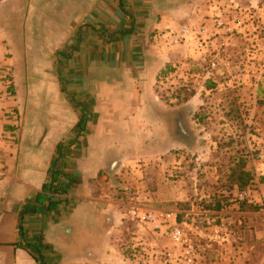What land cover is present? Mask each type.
Segmentation results:
<instances>
[{
  "label": "crops",
  "instance_id": "crops-1",
  "mask_svg": "<svg viewBox=\"0 0 264 264\" xmlns=\"http://www.w3.org/2000/svg\"><path fill=\"white\" fill-rule=\"evenodd\" d=\"M205 1L0 0V264H132L114 238L131 187L141 199L142 165L197 140L213 87L186 91L204 47L161 34L212 36Z\"/></svg>",
  "mask_w": 264,
  "mask_h": 264
},
{
  "label": "rangeland",
  "instance_id": "rangeland-1",
  "mask_svg": "<svg viewBox=\"0 0 264 264\" xmlns=\"http://www.w3.org/2000/svg\"><path fill=\"white\" fill-rule=\"evenodd\" d=\"M217 1L218 31L211 36L192 24L185 37L204 47L202 57L189 62L186 91L207 79L213 83L201 90L199 114L191 117L197 140L183 132L186 145L166 152L164 163L161 157L142 165L148 167L143 197L135 196L133 185L128 198L156 219L142 222L130 214L116 231L118 252L128 263L183 264L182 249L166 230L179 224L196 247L195 264H263L264 0ZM240 168L252 176L241 190Z\"/></svg>",
  "mask_w": 264,
  "mask_h": 264
},
{
  "label": "built area",
  "instance_id": "built-area-1",
  "mask_svg": "<svg viewBox=\"0 0 264 264\" xmlns=\"http://www.w3.org/2000/svg\"><path fill=\"white\" fill-rule=\"evenodd\" d=\"M172 43H181L185 40V37L191 35L189 28L183 27L178 32L169 33ZM201 46V44H198ZM212 66H215L216 63L213 61L211 63ZM0 80L2 82L3 87L6 89L10 87L12 84V75L9 70H5L0 75ZM2 138V133H0V139ZM262 205L264 206V196L262 199ZM133 208V209H132ZM130 210V214L132 216H136L142 222H147L150 220H155L154 214L151 212L141 211L137 207H132ZM162 226V224H157V226ZM167 233L170 235L171 239L176 245H179L182 249V262L183 264H195L197 257V251L194 244L188 241V238L185 236L182 226L179 224H174L172 227H167ZM262 263L264 264V257Z\"/></svg>",
  "mask_w": 264,
  "mask_h": 264
},
{
  "label": "trees",
  "instance_id": "trees-1",
  "mask_svg": "<svg viewBox=\"0 0 264 264\" xmlns=\"http://www.w3.org/2000/svg\"><path fill=\"white\" fill-rule=\"evenodd\" d=\"M251 178L252 176L250 175V172L245 171L244 169L240 168L237 172L238 189L239 190L243 189L248 184L249 180H251ZM58 190L60 191L61 189H58ZM216 208H219V205ZM39 248H40L39 243L34 245V249L36 250L38 256H39L38 254Z\"/></svg>",
  "mask_w": 264,
  "mask_h": 264
}]
</instances>
